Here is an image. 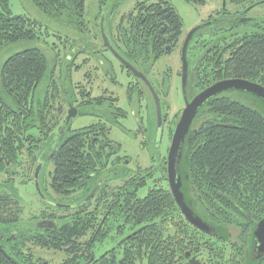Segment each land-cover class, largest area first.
I'll return each instance as SVG.
<instances>
[{"label": "trees", "instance_id": "16d2710c", "mask_svg": "<svg viewBox=\"0 0 264 264\" xmlns=\"http://www.w3.org/2000/svg\"><path fill=\"white\" fill-rule=\"evenodd\" d=\"M11 1L0 0V53L14 44L24 48L7 56L0 66V174L7 179L0 189V230L6 237L9 232L16 233L15 239L0 240L4 251L0 250V264H14L8 256L17 264H176L184 260L185 253H199L208 264H243L242 242L249 240L256 224L264 219V105L248 96H216L207 101L195 122L196 131L189 134L191 143L185 140L182 149L187 176H183V184L191 193L188 200L195 213L218 231L219 238H196L198 230L180 215L167 189L155 187L139 197L138 191L152 174H138L136 177L142 178L136 179L133 188L103 187L93 207L87 204L86 214L85 207L78 205L69 214L71 218L57 229L30 233L16 227L23 222V208L12 178L26 177L23 184L33 179L39 156L48 151L42 157L46 160L55 131L60 136L65 105L79 102L75 98L84 103L85 94L73 88L70 66L76 53H81L77 50L72 54L74 45L86 44L79 34L85 29L86 0H29L46 18L75 33L72 38L60 32L57 34L65 38L55 36L65 48L70 39L66 57L73 55L57 79L47 52L26 47L38 39L43 27L30 16L14 15ZM103 1L99 0L96 9L98 27L109 16L105 7L110 0L106 4ZM184 1L195 6L206 3ZM125 18L121 22L128 19V26L117 25L114 35L107 25L103 29L115 53L128 61L143 57L153 64L166 52V46L177 44L182 33L181 17L165 0L138 4ZM48 32L45 28L41 36H48ZM101 49L104 47L98 51ZM230 52V60L225 63L230 76L258 78L262 70L264 81V37L245 39ZM87 98L91 99L86 104L95 108L97 104L106 110L113 108V101L105 97L88 94ZM114 112L124 116L118 109ZM105 133L94 124L64 134L51 159L54 169L49 186L55 194L61 198L74 195L72 199L78 204L79 191L89 190L116 151ZM96 209L103 213L109 210L99 232L101 215L94 213ZM106 230L116 234L100 237ZM29 245L59 253L62 258L54 263L25 256L23 250H28L20 248L32 253ZM258 264H264V257Z\"/></svg>", "mask_w": 264, "mask_h": 264}, {"label": "flooded vegetation", "instance_id": "af4514ba", "mask_svg": "<svg viewBox=\"0 0 264 264\" xmlns=\"http://www.w3.org/2000/svg\"><path fill=\"white\" fill-rule=\"evenodd\" d=\"M230 3V9L225 8V3H223V6L215 11L214 13L210 14L206 19L200 21L198 25H196L193 29L201 26L196 32L193 33L192 38L190 39V42L187 47L186 51V65H183L182 60V46L183 43L188 35L186 34L185 37L181 39V36L179 38V41L177 44L173 47L166 46L165 47V53L162 55H171L172 53H176V57L179 56V72L176 73V78L178 79L179 84V90L180 95L182 97V104L183 107L177 111L174 115H169V101H168V95H169V85H172V82L170 81L167 83L164 79L162 82H160V86L162 84V93L164 98L167 97V103L165 108L164 103L166 102L164 100H161L159 97L160 93L156 92L155 84L149 76L151 74L153 64H149L148 61H146L143 57H139L138 59H132V61H128L126 59H123L119 54L118 56L122 59L124 62L121 63L110 51L111 49L114 51V46L111 45L110 41L108 40L106 36V31L103 29V34L107 38L108 41V48L104 45L102 36L101 40L99 41L101 46L104 47V49H101L97 51L98 54L93 55L91 54L92 51L88 52L90 55L83 56L84 59H82V62H80L81 68H83L84 65H87V63L91 60H94V65L90 67V70L85 72V78L88 80V87L87 89H83L80 86H78V90L83 92L85 96H83V104L75 98L79 102H75L74 104H66V110L64 112V123L58 130L60 133V136L57 135V131L54 133L53 141L50 142V148H49V154L46 157V160L43 159V155L47 154L48 151H44L41 156H39V160L37 165L34 168L33 172V179L30 180L28 183H31V185L34 188V194L39 199L40 204L42 207L38 209L36 214L31 215V219L27 221H23L20 225L16 226L18 229H25L28 232L32 231H40L42 233L48 232L52 229H57L61 223H64L68 221L71 216L73 210H76V207L80 205L81 207H85V214L89 211V208L87 207V204H91L90 208L93 207L94 200L96 199L99 192L104 188L109 190L110 188H119V187H130L133 188L136 184V179L140 180V177H136L138 174H143L146 177L150 174H152V178H149L151 182H153L154 178L156 176H159L160 186L156 188L161 189H167L171 196V189H170V183L168 178V169H167V156L168 151L171 145L172 137L174 135L175 129L181 119L182 112L186 107L187 103H190L196 96H198L200 93L205 91L206 89L221 83L225 81L235 80V81H248L253 84L259 85L264 88V81L262 76V70L259 71V77H238V76H230L229 73H227L228 67H226V62L230 60V50L232 47L240 44L241 42H244L245 39H263L264 37V0H229ZM262 8V9H261ZM258 9H261L258 11ZM204 25V26H203ZM101 26L99 27V32L101 35ZM192 29V30H193ZM182 35V33H181ZM82 45V44H80ZM78 45L77 47L79 48ZM82 47V46H80ZM84 49V47H82ZM111 48V49H110ZM82 49V50H83ZM115 52V51H114ZM102 53V54H101ZM101 54V55H100ZM110 57H112L116 63L118 64L120 70L125 73L126 77L130 79V82L127 83L126 87V99L127 104L132 106V112L137 113L139 110V107L143 105L145 110V118H144V126L142 125L141 120H137L139 126L138 128H134L131 130V132H127L126 130H123L125 134L129 133L132 139L134 141L138 142V144L141 145V149L144 151L145 148H148L153 143H155V140H157L156 137V127H157V108L155 105L154 98L152 96L151 91L143 81L141 77L135 76V74L126 66H130L135 72L140 73L146 80L149 81L150 85L152 86L154 92L159 98L160 107H161V117H162V129L166 132L167 142H168V149L164 150L162 152L154 151L153 153L157 156H151L149 154V161L150 163L147 165L148 167L145 172H141L140 167L137 166L135 170V164L133 162V168L129 169L128 159H125V157H120L118 155L119 153V147L120 145L114 141H112L109 137V134L112 130V128H124V122L123 120L127 119L126 111L120 106H118L119 100L116 96L109 93L107 90L102 89V94L99 96L102 99L106 100H112V109L106 110L102 107V105L97 104V107L95 108L92 104H86L87 101H89L91 98H87L88 94H93L94 87L93 83L97 80H101L99 78L100 75L104 76L106 80L111 81L112 84L120 85L117 81L116 74L113 70V63L110 60ZM161 57V56H160ZM159 57V58H160ZM73 58V55L70 54L69 57H66V61H70L69 59ZM88 58V59H87ZM143 58V59H142ZM158 58V59H159ZM68 64V63H67ZM126 64V65H125ZM67 66V65H66ZM66 68V67H65ZM72 70L76 69V66L73 68V62L70 66ZM85 68V67H84ZM96 74H99L97 76ZM94 75V76H93ZM154 83V84H153ZM169 84V85H168ZM145 89L148 91V96L145 94ZM165 93V94H164ZM219 96H239L244 99H246L247 94L240 93L235 90H228L224 93H221ZM151 98L153 107H154V118L152 117V112L150 110V102L147 98ZM216 97V96H215ZM92 98H97L93 97ZM253 99V98H252ZM161 100V101H160ZM255 100V99H254ZM257 102H260L258 100H255ZM261 103V102H260ZM206 103L202 106L204 107ZM202 107L198 110L190 128L189 132L185 138V140L188 139V144L191 143V137H189L190 132L196 131L194 128L196 126V120L198 121V115L200 113V110ZM73 109L74 111H69ZM86 110V112H83L82 110ZM114 109L120 110L124 116H120L116 112H114ZM148 109V111H147ZM74 114L73 117H69V115ZM167 114L170 116L168 117ZM91 115L94 118V122H91V124L82 125L80 127H72V120H74L77 117H83ZM91 121V120H90ZM98 124V126L105 129V136L109 140V145L113 148H115V152L112 154L113 156L110 157V160L108 162V165L106 168H104L103 171H101L100 175L96 177V179L93 181L91 187L87 192L79 191L80 194V201L78 204L73 201L72 197L74 195H69L67 198H61L57 194H55L48 182L42 183L40 173L43 170V166H46V163L53 164L51 161L52 157L57 151V145L58 142L62 141L63 136L65 133L70 134L77 132L81 129H85L91 125ZM163 131L160 137H162ZM191 136V135H190ZM139 139V141L137 140ZM158 141V140H157ZM159 142V141H158ZM186 144L184 141L183 147ZM157 149V147L155 146ZM155 150V149H154ZM128 155V154H127ZM129 159L132 157L128 155ZM39 166V167H38ZM38 167V174L37 178L35 179L34 174ZM54 169V164H53ZM159 174L153 173L156 170ZM53 172V171H52ZM176 172V180L178 182V185H180V191L183 195L184 200L191 206V202L188 200V198H191V193L187 188H184V182H183V176L185 179H187L186 174V168L183 166V160L181 156L180 163L176 166L175 169ZM51 174L50 173V180H51ZM119 180L121 182L120 185L112 184L115 181ZM147 180V179H146ZM4 183V182H3ZM2 183V184H3ZM131 185V186H130ZM157 185V184H155ZM124 188V190H125ZM153 188H155L153 186ZM152 189V188H151ZM51 194H54L55 199ZM173 198V196H172ZM174 200V199H173ZM176 205V204H175ZM100 208V207H99ZM179 210V209H178ZM193 210V208H192ZM64 213L63 214H61ZM84 212L82 213V216H85ZM180 212V211H179ZM195 213V211L193 210ZM94 213L97 215H101V221L98 226L97 232H99V227H101L104 223L105 218H107L109 214V210H106L104 213L102 209L97 211V209L94 211ZM196 214V213H195ZM180 215L181 212H180ZM199 216L198 214H196ZM183 217V216H182ZM201 219L202 217L199 216ZM205 221L204 219H202ZM206 222V221H205ZM97 223V222H95ZM43 225V226H41ZM194 228V227H193ZM196 229V228H195ZM104 230V228H103ZM197 230V229H196ZM5 232L0 230V240H8V239H15V232H9L8 237H6ZM116 234L115 232H109L106 230L104 234H100V237H111ZM196 238L200 237H208V238H219L220 234L218 233H212L207 234L203 233L201 231H197L194 233ZM93 235V234H92ZM89 236V235H88ZM128 237V236H127ZM126 237V238H127ZM229 240H231V235ZM124 241V240H123ZM123 243V242H122ZM121 243V244H122ZM12 243H9V245H12ZM244 245V254L243 258L241 259V263L243 261V264H258L262 259L256 260V258L252 255V252L256 249V245L254 242V239L251 236L249 237L248 241L242 242ZM120 245V242L118 243ZM19 249V246L17 247ZM20 249H27V251L23 250V255L30 256L33 259H47L49 258L45 257L47 253L52 252L47 251L46 249H42L36 246H31V252H29L28 248H20ZM38 249L39 253L35 252V250ZM30 254V255H29ZM192 258L195 259V264H208L207 259L202 257L199 253L195 254H189V256H186L184 260L176 263V264H187Z\"/></svg>", "mask_w": 264, "mask_h": 264}, {"label": "rangeland", "instance_id": "374dc122", "mask_svg": "<svg viewBox=\"0 0 264 264\" xmlns=\"http://www.w3.org/2000/svg\"><path fill=\"white\" fill-rule=\"evenodd\" d=\"M109 0H104L103 3L106 4ZM158 0H110L105 7L106 11L108 12V15L106 20L103 21V26L108 27L110 33L114 35L116 31L118 30V26L121 27H127L128 26V19L125 22H121L123 17L125 18L128 16L129 13L134 11L136 6L138 4H154ZM170 3V5L177 11L179 16L182 19L183 27H182V35L181 39L186 36L188 32H190L196 25L200 23V21L206 19L210 14L214 13L215 11L219 10L223 3H225V8L230 9V3L229 0H206L205 5L202 6H195L192 4L187 3L184 0H165ZM100 5L99 0H86L85 2V16H84V24L85 29L83 31H80L79 34L84 38L86 41L85 43H82V47L78 45H74V53L75 54L78 51H81L80 54L75 55L73 58V68L76 66V70L71 71L72 76V83L73 88L80 86L83 89H87L88 87V80L85 78V75L87 71L90 70V67L94 65V60H91L87 63V65H84L83 68H81L80 62H82L83 56L90 55V51H92V54H95V51H98V48H101L100 44V36H99V27H98V19L100 18L97 7ZM10 7L14 15H27L30 16L32 19L37 20L39 24H41L42 31L41 34L38 35V39L36 41L30 42L28 46L26 47H37L39 49H42L43 51L47 52L49 65L53 68L55 74L54 77L57 79V76L60 75V69L63 67H67L66 65L69 64L68 61H66V52L69 51V44L70 39L67 41L66 48L63 47L64 45H61V39L56 38L55 36H59L57 33H62L65 36L72 38L75 34L74 31L69 27L63 26L59 23L53 22L46 18L44 15H42L31 3L29 0H12L10 3ZM104 5L100 6V8H103ZM262 9V8H261ZM261 9H258L261 10ZM126 19V18H125ZM118 25V26H117ZM49 29V35L46 37L41 36L44 29ZM41 36V37H40ZM55 37V38H54ZM61 38H65L64 36H61ZM21 44H14L11 45L3 52L0 53V66L3 63V60L23 49L24 47H20ZM73 47V44H71ZM80 45V44H79ZM83 49V50H82ZM88 51V52H87ZM88 59V58H87ZM110 60L113 63V70L116 74L117 81L120 85L112 84L111 81L106 80L104 76L99 74H96L99 76L101 80H97L93 83V89L94 92L92 94L93 97H99L102 94V89L107 90L109 93L116 96L119 100L118 106L122 107L127 114V119L125 118L123 120L124 128H112L109 137L112 141L118 143L120 145L119 147V153L118 155L122 158L125 157V159H128L129 164L128 168H133V162L135 164V170L137 166L140 167L141 172H145L147 165L150 163L149 161V154L151 156L156 157V154L153 153L154 151L162 152L166 149H168V142H167V135L166 132L161 128V131L158 134V127H156V137L157 140H155V143H153L148 148H145L143 151L141 149V145L138 144V142L134 141V139L131 138L129 133L125 134L123 130H126L127 132H131L132 129L138 128L139 124L137 120L142 121V125L144 126V118H145V110L143 105L139 107V110L137 113L132 112V106L127 104L126 99V87L127 83L130 82V79H128L124 72H122L116 63V61L110 57ZM68 63V64H67ZM70 65V64H69ZM152 71L149 75L155 84V87L158 92H161L159 97H161V100L166 99V102L164 103V108L167 103V97L164 98L162 93V84L160 86V82H162L164 79L168 83L172 82V85L169 84V95H168V101H169V115H174L177 111H179L182 107V97L180 95L179 90V84L178 79L176 78V73L179 72V56L176 57V53H172L171 55H164L161 56L155 63L152 65ZM85 67V68H84ZM68 68V67H67ZM94 76V75H93ZM153 83V84H154ZM145 94L148 96V91L145 89ZM146 97V98H147ZM150 102V110L152 112V117L154 118V107L151 101V98H147ZM160 100V101H161ZM66 110V108H65ZM148 111V109H147ZM168 114L167 116L170 117ZM137 119V120H136ZM64 120V117L62 121ZM91 120V121H90ZM73 122L72 120V127H80L82 125L91 124V122H94V118L90 115L83 116V117H77ZM163 131V135L162 134ZM139 141V139H137ZM157 147V149L155 148ZM155 149V150H154ZM132 157L129 159L128 155ZM23 165L21 167L24 168V157L21 160ZM46 166H43V170L40 173L41 182H50V173L53 171V164L46 163ZM19 171L22 173V169H19ZM159 170L154 171L153 173H158ZM32 175V174H31ZM26 177H19L16 175L14 178H12V185L15 187L14 191L17 193L18 199L22 205L23 208V214L22 218L23 221H27L30 219L31 215L36 214L38 209L42 207V205L39 202V199L34 194V188L31 185V183H22L23 180H25ZM159 176H156L153 180V182L150 181L148 178L145 180V186L138 191L139 197H144L148 190L154 187L160 186ZM4 182V183H3ZM5 182H7V179L4 174H0V189L5 185ZM3 183V184H2ZM112 184L120 185L121 182L119 180L115 181ZM157 184V185H155ZM54 197V194H51ZM57 199L56 197H54ZM61 214L64 215V213L61 212ZM33 245H29V248ZM35 252L39 253L38 249L35 250ZM45 257L51 259L54 263L60 261L62 258V255L59 253H47L44 255Z\"/></svg>", "mask_w": 264, "mask_h": 264}, {"label": "water", "instance_id": "95a60500", "mask_svg": "<svg viewBox=\"0 0 264 264\" xmlns=\"http://www.w3.org/2000/svg\"><path fill=\"white\" fill-rule=\"evenodd\" d=\"M204 26V25H203ZM201 26L191 30L184 43L182 46V60L183 65H186V51L188 44L190 42V39L192 38V35L194 32H196ZM101 36L104 42V45L108 48V41L105 35L103 34V30L101 29ZM111 49V48H110ZM114 57H116L121 63L124 64L122 59L111 49L110 50ZM126 65V64H125ZM137 77H141L149 90L152 93V96L155 101V105L157 108V127H158V134L161 131L162 128V117H161V107H160V102L159 98L154 92L152 86L150 85L149 81L146 80L140 73L135 72L130 66L126 65ZM228 90H235L240 93H245L247 94L248 97L253 98L255 100L260 101L264 105V88L253 84L248 81H235V80H230V81H225L218 83L202 93H200L198 96H196L190 103L186 104L185 109L182 112L181 119L175 129L174 135L172 137L171 145L168 151V156H167V169H168V178H169V183H170V189L171 193L174 199V202L181 212L183 218L194 228L197 230L207 233V234H212V233H217L218 231L210 226L208 223L203 221L199 216H197L191 206L184 200L183 195L180 191V185H178V182L176 180V166L180 163L181 161V156H182V149H183V144L185 141V138L189 132V128L198 112V110L207 102L209 101L212 97H215L221 93H224ZM71 111H74L71 109ZM74 114L69 115L68 118L73 117ZM39 167V166H38ZM38 167L35 171L34 177L35 179L37 178L38 174ZM43 226V225H41ZM252 237L254 239L256 249L252 252V255L256 258V260H260L264 257V219L259 221L255 228L253 229L252 232ZM123 241H121L122 243ZM120 243V244H121ZM1 250V248H0ZM3 253L4 251L1 250ZM186 256H189V253H186ZM9 260L17 264L13 259H11L8 256ZM195 259L192 258L187 264H195ZM120 264H123V261L120 262Z\"/></svg>", "mask_w": 264, "mask_h": 264}]
</instances>
